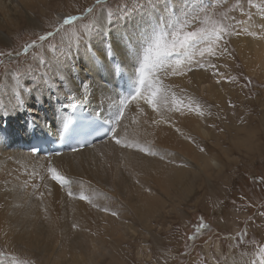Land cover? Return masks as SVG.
I'll list each match as a JSON object with an SVG mask.
<instances>
[{
    "label": "rangeland",
    "instance_id": "1",
    "mask_svg": "<svg viewBox=\"0 0 264 264\" xmlns=\"http://www.w3.org/2000/svg\"><path fill=\"white\" fill-rule=\"evenodd\" d=\"M47 1H50L47 8L49 10L37 11L34 14L38 23L37 28L26 27L24 20L19 28L12 27V33H8V45L0 43V89L3 93L6 92L5 89L11 81L19 84L25 81L36 84L47 81L48 84L43 93V96H46L51 92L49 87L57 86V84L59 86L60 75L65 77L70 75L69 64L81 60V56L88 51V48L81 47L84 39L95 37L100 32L110 34L113 25L114 29L117 26L121 27L120 23L125 21V17L133 7L146 3V0ZM184 1L183 4L182 0H160L158 5L160 11L156 13L157 15L155 14L151 26H147L149 34L169 33L172 30L169 25L180 26L181 22H185L184 31H194L199 27H207L210 30L215 28L217 31L223 29L224 31L220 39L213 44L198 43L189 54L176 52L182 57L178 59L173 56L170 59L181 62L179 63V75L174 79L168 75L165 81L161 78L158 67L145 68L146 88L134 99L133 103L137 105L141 99L151 98L152 92L159 89L157 97L171 103L178 99L184 104L189 95V85H195L196 95L194 94L192 98L198 107V115L214 119L218 133L225 130V136L228 138L222 144L227 155L219 152L220 150L213 151L218 162H213L212 167L217 166L221 171L215 168L216 177L212 179L211 186L208 185L204 174L199 171V177L191 195L182 197L180 201L176 200L179 205H173L168 202L163 189L158 186L154 187L152 182L148 188H141L145 185L137 184L138 192L129 194V196L123 193L126 183L120 184L115 191V184L118 182L116 179L118 156L105 158L96 163L87 162L79 166L91 179L88 185L83 184V177H77L69 172V167L75 165L73 161L62 164L59 159H54L27 166L21 164L20 158L14 154L11 157V167L7 173L9 180L6 188L7 194L17 191L25 195L30 190L38 188L45 193L46 190L57 188L63 191V195L67 198L87 206L82 216L68 212L65 226L55 222V226L61 228L65 236H83L85 239L84 223L87 220L93 222L102 232L107 229L109 234L105 239L110 240L115 221L127 222L129 226H119V233L126 235V239L121 243L123 251L119 253L118 260L113 262L108 256L105 257L106 259L97 260L95 256L93 259L95 264L99 262V264H226L230 252L239 264H256L257 262L261 264L264 258V70H262L264 20L259 21L261 18L264 19V0H212L210 2L213 6L211 7L201 4L200 0ZM13 6L19 7L18 3ZM165 8L168 11H164ZM89 9L93 11L89 12ZM109 11L113 13L110 21ZM23 12L26 16L25 11ZM71 16L76 17L73 24L64 25L61 28L62 22ZM100 17L103 18L102 24L94 26V21ZM206 17L208 23L205 25ZM132 24H138L144 28L146 26L139 24L138 19L136 22H131ZM65 28L68 29V34L64 33ZM76 29H79V42L71 36ZM49 32L53 33V36L44 41L39 40L40 36H47ZM61 36H64L63 41ZM110 37L113 38V36ZM165 39L168 40L167 36ZM111 40L108 39L109 42ZM125 40L128 39L123 38L122 42ZM255 40L260 41H257L258 46L254 45ZM33 43L34 46H32ZM51 45H55V48ZM127 47L130 53L127 59L124 58L123 65H118L120 73L136 76L143 66L144 51L131 60L138 45L130 42ZM209 47L212 49L211 52L206 50ZM69 49L73 50V54H70ZM242 49L243 51L246 49L244 55H242ZM250 49L252 53H248ZM107 54L112 65L115 66V59L120 56V50L113 54L109 49ZM210 58L215 59L213 73L208 74L207 68L205 79L202 80L204 67L207 66ZM166 59H169V56ZM192 70L197 73L198 80L191 77L190 71ZM158 80L164 88L168 89V92L160 88ZM79 82V79L73 78V85ZM210 82L219 85L226 84V87L220 88L228 91L225 104L218 102L219 98L216 95L213 99L205 96L210 88H207ZM149 86L153 89L150 90ZM19 87L21 86L14 90L27 96L28 88L24 86L23 89H19ZM171 92H174V98L171 97ZM34 95L38 94L33 93L32 97ZM186 104L190 106L189 108H195L189 101ZM226 105L230 108L229 114L224 111ZM223 122L227 123V129L221 126ZM210 132L213 136L216 135L215 126L211 127ZM189 135V140L192 143L196 142L201 151L209 150L208 147L200 145L203 139L195 136L194 133ZM135 136L137 132L128 128L122 144L124 147L122 153L128 155V153L141 152L142 148H138L140 143L135 140ZM206 140L208 144L216 143L215 140L210 142ZM145 142H141V145L148 150V144ZM148 151V156L151 157L154 153ZM130 157L125 156V160ZM124 166L128 169L133 168L127 163ZM166 168L167 172L168 167ZM51 169H56L60 175L71 180L72 185L65 188L58 187L48 178V172ZM147 178L152 180L150 176H139L138 180L142 182ZM103 187L106 192L102 191ZM79 188L82 191L79 192ZM70 192L72 195H69ZM82 195L86 199H81ZM144 196L150 198L158 196L159 201L164 200L165 206L162 210L155 209L151 213H148V210L144 211L143 208L142 211L145 213L142 217L141 214L135 215L133 210L145 207L141 202ZM91 200L92 203L95 202V207L89 204ZM113 212L116 213L115 216L112 215ZM153 216L160 217L149 225ZM75 218H77L76 222H74ZM49 222L52 221L46 218H43V222L37 220V223L27 225V234H21L25 227L18 228V235L23 238L31 236L29 239L33 240L35 246L42 251L47 244L45 236H61L53 232V228L45 226ZM11 232L12 226L7 227V236ZM23 242H19L20 249L16 252V258L8 250L0 249L2 255L0 264H9L12 258L17 264H55V261H58L57 254L44 259L41 254L37 260H33L32 256L35 254H31L33 252L31 249L30 252L23 250L25 248ZM58 248L59 246L55 249ZM68 251L72 253L71 250Z\"/></svg>",
    "mask_w": 264,
    "mask_h": 264
},
{
    "label": "bare ground",
    "instance_id": "2",
    "mask_svg": "<svg viewBox=\"0 0 264 264\" xmlns=\"http://www.w3.org/2000/svg\"><path fill=\"white\" fill-rule=\"evenodd\" d=\"M200 1L207 5L206 0ZM210 1L212 0H208V2ZM182 2L184 4L185 1L182 0ZM16 3H18L19 7L13 6ZM49 4L50 1L47 0H0V43L8 45V33H12V27L19 28V25L24 22V20L26 21V24H24L26 27L37 28L38 23L34 14L37 11L43 12L49 10L47 9ZM174 4L176 5L175 2ZM23 11H25L26 16L23 15ZM263 20L264 19L261 18L259 21L263 22ZM257 24H259V22H257ZM120 25L121 27L117 26L116 29H114L113 25L108 35L100 32L97 33L95 37L86 38L88 40L84 39L81 47L88 48V51L81 56V60L69 64L70 75L68 77L60 75V78L64 77V79L58 82L59 86L58 84L57 86L54 85V87L52 85L50 87L51 92L42 97L43 103L36 105L38 108V122L42 124L44 120H47L51 127H55L60 124V120L57 119L60 114L58 102L68 105L69 101L67 100V96L74 93L76 97L75 103H85L94 113L100 114L105 120L116 127L120 143L108 141L101 144H94L90 148L75 153H64L59 157L51 158L49 161L59 159L62 164H68L73 161L75 165L69 167V172L77 177H83V184L88 185L91 183V179L79 166L85 165L87 162L96 163L105 158H115L118 156V161L116 163V179L118 182L115 184V191H117L120 184L126 183L123 193H127V196H129V194L138 192L139 187L137 184H144L145 186H141V188H148L150 182H152L154 187L158 186L163 189V193L170 204L179 205L176 200L180 201L182 197H189L191 195L195 182L199 177V171L203 173L204 177L208 180V185H210L212 179L216 177L215 168L221 171L217 166L212 167L213 162H218L213 151L220 150L219 152L227 155L225 153L226 149L222 144L228 138L225 136V130L222 133H218L216 121L214 119H207L206 116L198 115V107L192 98L194 94L196 95V87L194 84L189 85V95L186 99V102L189 101V103H192V106L195 107L194 109L193 107L189 108L190 106L187 105L186 102L184 104L180 103L178 99H175V101L171 103L160 97H156L152 104L147 102L149 97H145L141 99V102L137 105L132 102L128 107L124 108L125 110L122 108L124 103L118 101L119 94L113 87L107 86L106 84L109 81L111 82L112 79L114 80L117 71H115L112 61L108 58V54L105 56L102 53V48L108 46L110 43L108 41L109 38L113 39L110 36L115 37L119 34L123 36V38H127L125 33L126 28L131 30L134 27H140L143 29L141 39L136 42L139 52H137V50L133 52L131 58V60H133L136 58L137 54L144 51L147 45L151 43L154 34H149V27L147 28V26H145L144 28L138 24L131 25V22H126V20L121 22ZM254 26L257 28L256 24H254ZM258 29H256V31H258ZM117 30H119V33ZM242 32L243 30L241 33ZM151 36L152 39H150ZM258 37H260V35H258ZM167 38L170 39V36H167ZM260 39H262V37H260ZM257 41L259 40L253 42L255 46H258ZM128 44H130V41L125 40L121 42V47L128 46ZM254 45H252V49H254ZM252 49H250L248 53H252ZM118 51L119 49H117L116 52ZM244 51H246V49H244ZM244 51L242 49V55H244ZM69 52L73 54L72 49H69ZM124 58L125 57L120 53V56L115 59L116 64L123 65ZM102 65L105 67H102ZM206 65L202 73V80L205 79V70L207 68L208 74L214 70L215 59L210 58ZM158 69H160L161 78L165 81L168 75L173 77V79L179 75V64L175 60L164 58L163 65L158 66ZM262 70H264V60H262ZM190 72L191 77L197 79V73L193 72V70ZM73 78L79 79L80 82L77 85H73ZM158 81L160 88L168 92V89L162 86L160 80ZM37 82L39 83V80H37ZM35 85H37L35 82L29 81H25L23 84L11 81L7 89H5V93L0 89V123L6 118L7 122L9 121L10 127L18 128L24 125V121L28 119V117H32L29 105L34 102L37 95L28 98V103L19 111H5V107H11L14 97L19 99V97L23 95L27 98L23 93L17 90L15 91L14 89L16 87L21 86L19 89H23L25 86L29 90L31 87H35ZM224 86L226 87V84L219 85L210 82V85L207 86V88H210L206 91L205 96L209 99H213L216 95V97L219 98L218 102L225 104L228 91L220 89ZM45 87H47V85ZM171 97H175L174 92H171ZM41 108H43V113L40 111ZM121 111L125 113L121 120L118 121V116ZM224 111L229 114L230 108L226 105ZM224 123L225 122H223V124L221 123V126L223 129H227L228 125ZM211 125L215 126V136L210 132ZM128 128H132L137 132L135 140L140 143L138 148L143 149L140 153H128V155L122 153L124 150L122 144L124 143ZM40 130L43 131L45 129L40 128ZM190 133H194L195 136L203 139L204 141L200 145L205 148L208 147L209 150L206 149L201 151L195 141V143H192L189 140ZM206 139H208L209 142L215 140L216 143L212 144L210 142L208 144ZM143 141L147 142L148 150L154 153L151 157L148 156L149 151L141 145ZM219 147L224 149L221 150ZM13 154L20 158L21 164L27 166H31L33 163L37 162H48V160L44 158L32 157L28 153L19 150L6 151L0 144V249L8 250L16 258V252L20 249L19 242L26 240V242H23L25 246L23 250L30 252L31 249L33 251L31 254H35L32 256L33 260H37L41 254L43 255L42 259L45 257L51 258L57 254L59 258L58 261H55V264H95L93 262L95 256H97V260H102L108 256L111 261L116 262L119 258V253L123 251L121 243L126 239V235H121L119 233V226H129L127 222L115 221V228L112 230V234H110V240L105 239L109 234L107 229L102 232L93 222L87 220H85L84 223V233H86L85 239H83V236L72 237L69 234V236H65V234L61 232V228L55 226V222L65 226L68 212L71 211L78 216H82L86 212L87 206L67 198L66 195H63L64 192L57 188L46 190L45 193H42V189L38 188L30 190L25 195L17 191L7 194L6 188L9 183L7 173L11 167L10 160ZM125 156L131 157L125 160ZM182 161L183 163H181ZM125 163L133 168L128 169L124 166ZM166 166L168 167L167 172L165 171L167 170ZM121 167L122 170L120 171ZM139 176H150L152 180L147 178L139 182ZM75 180H77V178H75ZM75 184H77V182H75ZM77 186H79V184H77ZM80 191H82L81 188H79V192ZM102 191L106 192L104 187ZM154 199L157 201L155 202ZM159 199L158 196L157 198H150L148 196L142 197L141 202L146 208L143 206L136 208L133 210L135 215L141 214L142 217L146 210H148V213H151L155 209L162 210V207L165 206L163 204L164 200L161 202ZM89 204H93L94 207L96 206L95 202L92 203V200ZM143 208L144 211H142ZM157 217L160 216H153L151 218L152 222L148 224L152 225L153 220L155 221ZM43 218L52 221L49 222V224H45V226H47V228H53V232H57V234H61V236H45V238H47V244L41 251L35 246V242L29 239L31 236H25V238L19 236L18 228L25 227V230H23L21 234H27V225L37 223V220L43 222ZM76 221L77 218L74 219V222ZM10 226H12V232L7 236V227ZM39 238H41V236H39ZM41 244H43V242H41ZM34 246L35 248H32ZM57 246H59V248L56 250L55 248H57ZM37 250H39V252H37ZM68 250H71L72 253L70 254ZM88 251L89 255L87 256ZM69 255L70 258L68 259ZM0 259H2L1 254ZM9 264H17V262L12 258ZM226 264H239L232 252H230ZM256 264H258V262Z\"/></svg>",
    "mask_w": 264,
    "mask_h": 264
},
{
    "label": "snow or ice",
    "instance_id": "3",
    "mask_svg": "<svg viewBox=\"0 0 264 264\" xmlns=\"http://www.w3.org/2000/svg\"><path fill=\"white\" fill-rule=\"evenodd\" d=\"M160 0H146V3L144 5H137L131 9V11L128 12V15L125 17L126 22H136L137 19L139 23H142L146 26H151V21L155 18V14L160 11L159 5ZM89 12H92V9L88 10ZM127 11V9H126ZM164 11H168L167 8L164 9ZM203 11V10H202ZM113 13L110 11L108 12V18L109 21L111 20ZM186 15V14H185ZM76 17H69L65 19L62 24L61 28H63L64 25H72ZM103 22V18H97L94 21V26H100ZM185 22H181L180 26L175 25H169V27L172 29L169 33L159 32L154 34V38L152 39L151 43L147 45V47L144 50L143 54V66L141 67L140 71L143 73L145 71V68L152 67L156 68L158 66L163 65L164 58L171 56L173 53L176 52H183L184 54H189L195 47L196 44L201 42H208L209 44L215 43V41L219 40L221 37V34L223 33V29H220L217 31L215 28L209 29L207 27H199L194 31H184L183 30V24ZM205 25L208 23L207 17L204 21ZM143 29L140 27H134L131 30L125 29V33L127 35V39L130 42H133L134 44L138 42L141 39V33ZM119 33V30H117ZM64 33L68 34V29H64ZM170 36V39L166 40L165 36ZM53 36V33L49 32L47 36H40L39 40L44 41L47 40L49 37ZM71 36L73 38H76L77 42H79L78 36H79V29H76L71 33ZM64 36H61V40L63 41ZM123 40V36H120L119 34L115 37H113L112 41L108 44L107 47L102 48V53L106 56L109 49H111L113 54H116L117 49L120 50V53L127 59L130 50L127 46L121 47V42ZM34 46V43L33 45ZM53 48H55V45H51ZM87 50V49H86ZM207 51L211 52V47L206 49ZM137 52H139V48H137ZM201 55H203V51H201ZM177 63H181L180 61H177ZM102 67H105L102 65ZM61 79H64V77H61ZM143 79L141 80V83H143ZM48 84L47 81H43L35 87L31 88L27 92V98L25 96H20L19 99L13 98V102L11 103V107L6 106L5 111H12L16 112L19 111L21 108H24L25 105L28 103V98H31L33 93H37V97L34 100V102L29 105V108L32 112V121L31 123L35 125L38 128L43 129H49V125L47 120H44L43 123H38L37 117H38V108L36 105L42 104V97L45 90V86ZM50 91V87H49ZM159 89H156L152 92L151 98L148 99V103L152 104L154 103V100L157 97V93L159 92ZM139 95V93H137ZM75 94H70L67 96V100L69 101L68 107L75 108L77 104L75 103ZM135 99V97H133ZM28 110V109H25ZM55 115V114H54ZM50 130V129H49ZM3 138H0V143H3ZM117 143H120L119 140H117ZM143 151V149H141ZM52 172V178L55 180H61L62 177H60L57 174L56 169H51ZM69 195H72L70 192ZM81 199H86L85 196H81ZM112 215H116L115 212L112 213ZM261 264H264V258L261 260Z\"/></svg>",
    "mask_w": 264,
    "mask_h": 264
}]
</instances>
